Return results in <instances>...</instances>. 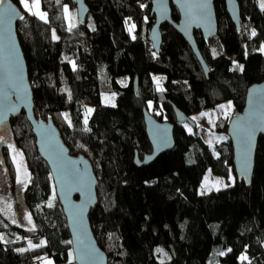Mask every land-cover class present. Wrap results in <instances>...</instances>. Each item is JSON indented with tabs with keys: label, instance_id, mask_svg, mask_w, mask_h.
Returning a JSON list of instances; mask_svg holds the SVG:
<instances>
[{
	"label": "trees",
	"instance_id": "obj_1",
	"mask_svg": "<svg viewBox=\"0 0 264 264\" xmlns=\"http://www.w3.org/2000/svg\"><path fill=\"white\" fill-rule=\"evenodd\" d=\"M12 1L20 5V0ZM39 2L47 22L21 5L23 19L17 21L34 114L51 117L70 153L83 154L92 163L97 202L89 221L107 264H264V137L258 138L252 179L246 184L234 171L228 118H217L214 128L225 137L211 145L195 125L188 130L190 124L178 123L174 111L175 106L191 116L227 100L234 110L243 107L249 85L264 80L262 0H238L239 30L224 0H214L216 36L205 41L196 33L207 74L167 23L161 26L160 50L153 49L151 0H85L89 12L70 31L64 8L76 9L71 0ZM171 15L179 18L174 6ZM54 29L58 39H53ZM156 75H162L159 82ZM104 93L113 94L115 103H103ZM144 108L173 123L175 145L151 163L137 165L136 153L142 157L151 151ZM7 127L8 138L0 140V167L8 180H15L10 139L29 171L22 199L32 224L13 223L0 211V264H40L47 258L53 264H76L49 166L38 153L25 112L12 116ZM208 169L223 177L233 173V184L199 193ZM29 240L46 243L29 248ZM221 251L226 254L219 255ZM242 254L247 260H240Z\"/></svg>",
	"mask_w": 264,
	"mask_h": 264
},
{
	"label": "water",
	"instance_id": "obj_2",
	"mask_svg": "<svg viewBox=\"0 0 264 264\" xmlns=\"http://www.w3.org/2000/svg\"><path fill=\"white\" fill-rule=\"evenodd\" d=\"M71 1L75 4L78 20L84 22L89 12L85 0ZM8 5L16 10L17 15L9 29L10 38L0 25V137L8 138L7 126L10 118L23 110L35 135L38 153L49 166L56 196L66 217L75 263L107 264V253L98 244L89 221V211L97 202V177L92 163L83 154L70 153L69 147L51 117L43 119L35 116L31 83L17 35V21L24 10L18 3L4 0V3L0 5V12ZM202 5L206 7H201ZM224 5L230 20L239 30L241 13L238 0H224ZM172 6L178 10L177 20L172 18ZM150 15L154 17V22L149 29L153 49L160 50L161 26L167 23L187 42L207 74L209 67L198 48L196 33L199 32L205 41L216 36L218 19L214 0H151ZM135 88L137 90L136 82ZM174 111L178 123L195 125L193 119L182 110L174 106ZM143 118L151 151L142 157L136 153L134 162L137 165L151 163L158 155L175 145L173 123L156 118L146 108L143 109ZM250 124L255 125V131L251 140L249 168L245 171L243 140ZM227 135L233 148L236 177L239 181L243 180L246 184H250L257 141L260 135L264 137V80L249 85L243 107L235 110L228 120ZM0 160L3 161L1 149ZM86 202H88L87 206L81 214L80 206Z\"/></svg>",
	"mask_w": 264,
	"mask_h": 264
},
{
	"label": "rangeland",
	"instance_id": "obj_3",
	"mask_svg": "<svg viewBox=\"0 0 264 264\" xmlns=\"http://www.w3.org/2000/svg\"><path fill=\"white\" fill-rule=\"evenodd\" d=\"M29 4H32V0H28ZM68 12L65 13L66 18L68 20L69 24L75 23L77 18L76 9L70 8L67 5ZM35 11V9H33ZM39 11L46 13L44 10H42L41 5L39 8ZM38 17V16H37ZM47 18V17H46ZM55 35L57 37V31L54 29ZM53 35V34H52ZM154 78L155 81L159 82L162 78V75H156ZM101 100L105 104H114L115 103V96L113 94L104 93L101 96ZM231 104L230 108H227V105ZM221 105H224L225 108L221 109ZM202 111V112H201ZM197 111L194 112L191 117H196L197 119L193 120L195 122V128L198 132H201L204 139L208 142L211 141V145H213L214 142L217 140H221L225 137V135L214 128V124L219 117H226L229 118L234 113V106L231 100L224 101L215 108L210 109L208 111ZM201 113H205L207 115L202 116ZM188 130L193 128L192 126H186ZM7 146L9 149V152L14 160L15 158V169H16V178L14 181L8 180L7 173L4 171L2 167H0V210L3 214H5L11 221L13 219L16 222H20L21 224L25 226L28 225V220L24 217L28 216L27 207L24 204V201L22 199V189L25 187L29 180V171L26 167L24 158L19 150H17L12 143V141L6 140ZM19 166V171H18ZM232 177L233 179H229V177ZM18 177L21 181H23V184L18 183ZM217 180H223L224 185H232L234 182V174L230 173L227 177L220 176L218 174L213 173L211 170H207L200 183L197 186V191L199 193L202 192H208L211 190H217L223 187H226L224 185H219L216 183ZM10 206V208H9ZM212 256L208 259V262H210ZM48 261H51V264H53V261L49 258L41 260L40 264H48Z\"/></svg>",
	"mask_w": 264,
	"mask_h": 264
},
{
	"label": "snow or ice",
	"instance_id": "obj_4",
	"mask_svg": "<svg viewBox=\"0 0 264 264\" xmlns=\"http://www.w3.org/2000/svg\"><path fill=\"white\" fill-rule=\"evenodd\" d=\"M20 2L23 5L24 9L26 11H28L30 14L36 15L41 20H44L45 22H47V19H46L47 14L39 11V8H40L39 0H32V4L31 5L29 4L28 0H20ZM57 2H59V0H57ZM3 3H4V0H0V5H2ZM141 7H143V5H141ZM201 7H206V5H202ZM261 8L264 9V0H262V2H261ZM33 9H35V11H33ZM64 11H65V13L68 12L67 6H65ZM16 15H17L16 10L11 5H8L6 8H3L2 12H0V25L3 26V31L9 38L11 37V33H10L9 29L11 27V24H12L13 20L16 18ZM20 18L23 19L22 16ZM125 22L128 23L127 20ZM73 27H75V24H70L69 31ZM134 27H135V25H132V27L129 28V31L131 32L132 28H134ZM251 35L252 36L256 35L255 30H252ZM132 38L135 39L136 37L133 36ZM53 39H58V37H56V35H55V31H53ZM259 51L264 52V44L261 45ZM213 55L214 56L216 55V50L215 49H213ZM65 59H68V58L65 57ZM71 63H73V69L75 70L74 62H71ZM239 67H240V70L243 71V66L241 65ZM21 79H22V76H21ZM154 79H159V78H154ZM160 90H162V89H160ZM69 96H70V93H69ZM149 107H151V103H149ZM220 107H221V109L225 108L224 105H221ZM230 107H231V104L229 103V105H227V108H230ZM87 111H88V113H91L92 109H88ZM62 115L64 116V118L66 120H68V114L67 113H64ZM201 115L204 116V115H207V114L201 113ZM192 119L195 120L197 118L193 117ZM87 123H88V120L85 119L84 120V124L87 125ZM69 126H71V121L70 120H69ZM84 131H90V129L85 127ZM254 131H255V125L254 124H250L249 128H248V130L246 132V136L244 137V140H243V143H244V147H243V161H244V169H245V171H247L248 168H249L250 153H251V148H252L251 140H252V136H253ZM2 139L3 138L0 137V140H2ZM208 143L211 144V141H208ZM80 147H83V145H80ZM14 162H15V158H14ZM18 171H19V166H18ZM229 179H233V178L230 176ZM17 182L23 184V181H21L19 179V177H18V181ZM216 183L219 184V185H224L223 180H217ZM224 186H228V185H224ZM54 194H55V192H54ZM88 202H90V201H88ZM88 202H86L84 205L80 206L79 211H80L81 214L83 213V211H84L85 207L87 206ZM48 206L52 207L51 201L48 202ZM9 208H10V206H9ZM0 211H2V210H0ZM24 218L28 220L29 224H32V217H31L30 214L28 216L24 217ZM12 222L16 223V221L14 219H13ZM29 230L30 231H34L35 230V225H33V227L31 229H29ZM0 239H3V237L0 236ZM45 243H46L45 241L41 240L38 245H35V244L32 243L31 240L28 241L29 248L41 247V246H44ZM67 243H72V241H68ZM25 250L26 249H18V251H21V252H23ZM156 251L157 252H163V250L159 249V248ZM227 251L230 252L231 249H228ZM225 254L226 253L223 252V251L219 252V255H221V256H223ZM240 260L241 261L247 260V256L242 254L241 257H240ZM48 264H51V261H48ZM161 264H163V262H161Z\"/></svg>",
	"mask_w": 264,
	"mask_h": 264
},
{
	"label": "crops",
	"instance_id": "obj_5",
	"mask_svg": "<svg viewBox=\"0 0 264 264\" xmlns=\"http://www.w3.org/2000/svg\"><path fill=\"white\" fill-rule=\"evenodd\" d=\"M20 5L22 6V8H24L23 5L21 4V2H20ZM200 111H201V110H200ZM196 112H197V111H196ZM201 112H202V111H201ZM192 114H193V113H192ZM192 114H191V115H192Z\"/></svg>",
	"mask_w": 264,
	"mask_h": 264
}]
</instances>
